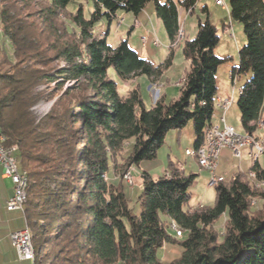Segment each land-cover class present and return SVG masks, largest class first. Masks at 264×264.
<instances>
[{
    "label": "trees",
    "instance_id": "obj_1",
    "mask_svg": "<svg viewBox=\"0 0 264 264\" xmlns=\"http://www.w3.org/2000/svg\"><path fill=\"white\" fill-rule=\"evenodd\" d=\"M92 1L93 11L85 18L81 6L67 9L70 0H0V31L11 48L9 55L0 43V131L28 176L30 207L25 203L24 209L31 264H59L57 259L62 264H164L160 252L172 243L181 251L166 264H264V213L249 212L250 202L264 196L255 187L264 180L256 159L248 171L252 178L235 172L228 182L214 186L213 206L191 210L188 188L195 174L174 163L158 177L149 173L168 130H180L191 119L194 150L203 143L216 107V71L229 59L214 53L216 27L208 19L199 21L196 35L183 41L189 68L178 97L169 102L159 97L146 108L139 89L121 94L115 77L123 82L139 75L156 80L161 65L141 58L127 39L111 46L96 32L95 22L104 18L110 24L119 10L136 17L153 1L173 45L178 6L190 10L195 0ZM228 10L245 34L230 77L234 81L251 73L236 105L243 131L254 135L264 98V0H228ZM171 55L162 66L171 63ZM56 61L64 64L51 68ZM66 80L74 84L45 115L36 117L32 107L42 95L40 86L52 81L59 87ZM129 140L127 165L140 168L138 214L123 185L104 179L113 166L110 156ZM222 216L225 232L218 242L212 226ZM172 221L183 238L167 229Z\"/></svg>",
    "mask_w": 264,
    "mask_h": 264
},
{
    "label": "rangeland",
    "instance_id": "obj_2",
    "mask_svg": "<svg viewBox=\"0 0 264 264\" xmlns=\"http://www.w3.org/2000/svg\"><path fill=\"white\" fill-rule=\"evenodd\" d=\"M165 1L166 0H159V2L162 3ZM173 1L178 3V1L181 0ZM223 3L224 4H220L217 0H195L194 6L190 10L178 6L179 30L173 45L170 44V40L162 22L155 15L153 1L146 3L142 11L136 17L130 12L119 10L117 12V20L110 24L104 18L98 19L95 22V30L106 38L108 44L115 46L120 40L127 39L128 45L135 50L141 58L148 59L154 66L161 65L162 67V74L156 80H151L146 75H139L132 80L123 82L120 78L115 77L119 92L121 94H126L130 88L137 87L146 108H150L159 97H163L166 102L177 98L179 95V83L189 68V61L185 58L182 50L183 41L185 39H192L196 35L198 22H203L205 19H208L216 27V32L219 37L218 42L214 47V53L218 57H229V59L219 64L216 71L217 90L219 88L230 95L231 90L234 89V102L227 110L225 116L240 133H246L243 132L241 127L236 102L239 97L238 89L251 73L239 75L234 81H232L230 77L232 68L238 64V50L245 43V34L242 25L230 17L228 0H223ZM79 6L82 7L84 17L89 18L93 11V1L70 0L67 9L69 11H75ZM136 18L140 25L135 24ZM59 19L67 24L68 29L73 27V25L66 21L64 15H60ZM143 38L146 39L145 43H143ZM154 39L157 40V45L152 43ZM0 43L4 45L10 55L11 48L8 40L3 36L1 31ZM170 52L172 54L170 59L171 63L167 67L162 66L164 65L165 60L169 57ZM63 64L62 61H56L52 63L50 67L54 68L56 66H62ZM62 82V86L59 87L52 81L45 82L40 86L42 95L32 107L33 113L36 117L40 118L45 115L50 110L54 101L63 93L65 88L74 84L73 80ZM216 109L217 107H215L212 114L213 121L216 119ZM261 112L262 115H264V98L261 105ZM261 123L263 124V122L257 123V132L262 134L264 128L259 126ZM195 138L196 136L191 119L188 120L180 130H168L164 138V143L158 148L154 163H152V166L149 168V173L152 177H158L166 173L165 171L168 169L170 163L178 164L183 167L186 173L195 174V177L188 188V192L191 194L189 200L190 210L200 206H213L215 202L214 186L220 182H228L232 175L238 170L248 173L247 178H252V174L248 171L253 160L246 156V153L250 150L248 147L243 148V152H241L242 155L239 156L240 158L238 156H232L229 163L220 162L216 171L219 180L216 184H209L210 173L200 167L195 157L189 156L185 153L186 149H194ZM132 143V140H129L125 143L122 149L112 153L109 162L113 166H111L110 170L104 175V179L108 183H120L123 185L128 196L129 206L135 214H138L139 204L136 201V196L139 189L136 187V183L139 179L141 181L140 168L135 164L127 165L126 160ZM14 152L15 150H13V154ZM257 161L260 167L264 170V154L260 155ZM126 173H129L130 175H125ZM130 176L131 183H127L130 182ZM6 186L9 189L12 188L9 185V181H6ZM255 187L264 194V180L257 182ZM29 198H31V196L28 197V200ZM26 206L30 207L28 202L26 203ZM17 212L21 218L22 225L26 226L29 230L25 217L27 211H25L24 205L22 211ZM249 212L251 215L255 216L264 213L263 195L254 198L250 202ZM35 217L33 219H35ZM225 222V216H222L214 222L212 226L213 231L217 234L218 242H220L224 236ZM167 229L172 233L173 237H175L172 230H170L169 227H167ZM183 235L184 234L182 233V236ZM182 236L175 238H181ZM180 251L181 249L176 243L165 244L160 252V259L166 264L168 261L177 258ZM57 262L62 264L64 263V260L57 259Z\"/></svg>",
    "mask_w": 264,
    "mask_h": 264
},
{
    "label": "built area",
    "instance_id": "obj_3",
    "mask_svg": "<svg viewBox=\"0 0 264 264\" xmlns=\"http://www.w3.org/2000/svg\"><path fill=\"white\" fill-rule=\"evenodd\" d=\"M146 42V39L143 38ZM154 45L158 42L156 39L152 41ZM158 98V97H157ZM156 98V99H157ZM229 97L219 98L217 97V108L223 110V112L229 106ZM220 125L211 123L209 129H206L203 134V164L204 169L210 173L209 184H216L219 180L216 174V168L220 152L223 149H228L232 156H235V152H243L242 139L237 138L230 131V124H227L224 120V116L220 117ZM264 128V124H261ZM258 145V156L264 153L262 149V141H264V133L261 135H254ZM5 138L0 139V167L2 169V175L8 178L12 183V193L5 202V209L8 211H22V194L18 189L19 172L14 168V158L11 153V148H7L4 145ZM125 175H130L126 173ZM131 183V176L130 182ZM11 246L15 249L16 254L21 260H29V248L27 246L26 234L24 226L19 229L13 230L8 234Z\"/></svg>",
    "mask_w": 264,
    "mask_h": 264
},
{
    "label": "crops",
    "instance_id": "obj_4",
    "mask_svg": "<svg viewBox=\"0 0 264 264\" xmlns=\"http://www.w3.org/2000/svg\"><path fill=\"white\" fill-rule=\"evenodd\" d=\"M135 22H136L135 24L140 25L137 18L135 19ZM182 32H183V30H182ZM143 43H145V41ZM239 90H240V88L238 89V93H239ZM233 94H234V89L231 90L230 95H228L226 92H224L223 90H221L219 88L217 90V97L226 98V97L230 96V97H232V103L234 102ZM232 103L224 112L220 108H217L216 109V114H217L216 119H215V121L211 120V123L215 124V125H220L219 119L223 115L225 122L234 127V125H232V123H230L225 116L227 110L231 107ZM258 122H263V124H264V115H262L261 108H260L257 123ZM235 130L237 132H239L236 128H235ZM257 131H258V128L256 129V131L253 134L254 135L260 134L261 135V133H258ZM259 131H261V130H259ZM245 148H248V147H245ZM249 152H250V150L246 153V156L248 158H249V156H248ZM241 155H242V153H241ZM231 158H232V155L228 149L221 150L217 168H218L220 162H226V163L228 162L229 163L231 161ZM217 168H216V171H217ZM6 181H9V185L12 187L11 181L8 178L3 177L2 169L0 167V264H31L30 260H21L18 258L16 251L11 246V243H10V240L8 237L9 232L16 230V229H19L23 225H22L21 218H20L17 211H8L5 209V202L7 201V199L10 197V195L12 193V188H10V189L7 188ZM136 187H138L139 190L141 189L140 179L136 183Z\"/></svg>",
    "mask_w": 264,
    "mask_h": 264
},
{
    "label": "bare ground",
    "instance_id": "obj_5",
    "mask_svg": "<svg viewBox=\"0 0 264 264\" xmlns=\"http://www.w3.org/2000/svg\"><path fill=\"white\" fill-rule=\"evenodd\" d=\"M217 1L220 4H224L223 0H217ZM215 102H216V107H217V98H216ZM231 103H232V97L229 98V106H230ZM259 126H261V125H259ZM209 127L207 129H209ZM230 131L232 132V134L234 136H236L237 138L242 139L243 148H245V147H249L250 148V152H249L248 156H249V158L251 160H255L257 158V156H258V145H257V142L255 140V136L252 135V134H248V133H244V134L239 133L231 125H230ZM2 137H4V136H3V134L0 131V139H2ZM262 149H264V141H262ZM11 153H12V156L14 158V168H15L16 171L19 172L18 189H20V193L22 194V208H23V205H24V203L26 201V187H27V184H28V176H27V173H26L25 170H22V169H20L18 167L16 158H15V156L13 154V150L12 149H11ZM185 153L187 155H189V156L195 157L197 162H198V164L200 165V167L204 169V164H203V143L196 150H194V149H192V150L191 149H186ZM240 155H241V152H235V156L239 157ZM260 155H262V154H260ZM169 228H170V230H172V232H173L175 237L182 236V230L177 227L175 222H173V221L170 222L169 223ZM24 229H25V234H26L27 246L29 248V259H30V258H32L31 235H30V232H29V230L27 229L26 226H24Z\"/></svg>",
    "mask_w": 264,
    "mask_h": 264
}]
</instances>
